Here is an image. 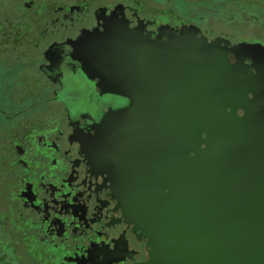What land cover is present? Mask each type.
<instances>
[{
    "label": "flooded vegetation",
    "instance_id": "af4514ba",
    "mask_svg": "<svg viewBox=\"0 0 264 264\" xmlns=\"http://www.w3.org/2000/svg\"><path fill=\"white\" fill-rule=\"evenodd\" d=\"M111 16L151 38L194 28L227 48L264 46V0H0L3 264H157L111 170L85 142L126 101L74 57V41ZM240 56L245 75L264 85V51L229 52L228 61Z\"/></svg>",
    "mask_w": 264,
    "mask_h": 264
},
{
    "label": "water",
    "instance_id": "95a60500",
    "mask_svg": "<svg viewBox=\"0 0 264 264\" xmlns=\"http://www.w3.org/2000/svg\"><path fill=\"white\" fill-rule=\"evenodd\" d=\"M196 32L151 38L111 16L74 41L85 75L126 100L86 146L157 264H264V85L242 56L228 61L264 46L227 48Z\"/></svg>",
    "mask_w": 264,
    "mask_h": 264
},
{
    "label": "crops",
    "instance_id": "0c3cea01",
    "mask_svg": "<svg viewBox=\"0 0 264 264\" xmlns=\"http://www.w3.org/2000/svg\"><path fill=\"white\" fill-rule=\"evenodd\" d=\"M0 264H3V262L0 261Z\"/></svg>",
    "mask_w": 264,
    "mask_h": 264
}]
</instances>
